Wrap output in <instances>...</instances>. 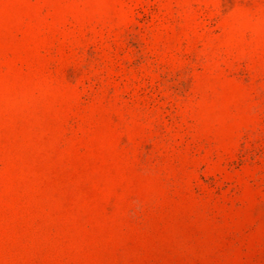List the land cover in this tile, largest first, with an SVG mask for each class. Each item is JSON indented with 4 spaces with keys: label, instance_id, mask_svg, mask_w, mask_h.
Listing matches in <instances>:
<instances>
[{
    "label": "rangeland",
    "instance_id": "obj_1",
    "mask_svg": "<svg viewBox=\"0 0 264 264\" xmlns=\"http://www.w3.org/2000/svg\"><path fill=\"white\" fill-rule=\"evenodd\" d=\"M0 264H264V0H0Z\"/></svg>",
    "mask_w": 264,
    "mask_h": 264
}]
</instances>
